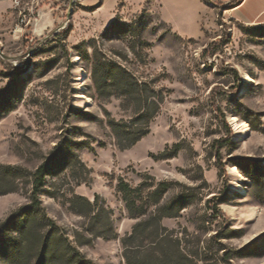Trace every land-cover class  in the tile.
<instances>
[{"label":"rangeland","instance_id":"rangeland-1","mask_svg":"<svg viewBox=\"0 0 264 264\" xmlns=\"http://www.w3.org/2000/svg\"><path fill=\"white\" fill-rule=\"evenodd\" d=\"M236 2L0 0V166L17 169L0 264H264V24L235 21ZM117 67L163 97L125 151ZM141 174L169 184L177 217H129L117 185Z\"/></svg>","mask_w":264,"mask_h":264},{"label":"trees","instance_id":"trees-1","mask_svg":"<svg viewBox=\"0 0 264 264\" xmlns=\"http://www.w3.org/2000/svg\"><path fill=\"white\" fill-rule=\"evenodd\" d=\"M243 0H237L236 6L240 5ZM107 73H112L114 77L112 81L116 89L122 93V98L134 105L133 116L128 122H116L109 120L108 126L111 130L112 135L115 138L116 147L120 151L129 150L134 147L142 138L148 135L149 125L154 117L158 114L161 104L163 103L162 94L159 91L150 90L147 84H139L123 69L117 67L115 70L111 68L107 69ZM97 75V74H96ZM96 80V85H98ZM224 122V119H223ZM228 128V126L226 125ZM229 129V128H228ZM177 149V147H176ZM174 156L169 155L167 152H163L159 156V160L164 161ZM217 168L220 172H224L223 165L220 162L217 164ZM17 169L11 167L0 166V180L11 176L16 172ZM46 166H40L33 174L36 186L34 190L37 192L42 186L43 179L46 176ZM140 184L132 188L128 183L120 181L117 185V191L121 195L122 202L128 211L131 219H140L147 216L149 210L154 208L157 220L162 218H175L178 215V208H172L168 210V207L160 205L164 195L170 189L167 182H156L151 176L141 174ZM13 192V190H7L1 195ZM89 207L91 204L82 199ZM179 204V202L177 203ZM176 204V205H177ZM105 211V210H103ZM22 214L21 218L23 223L22 233L26 232L29 227L31 218ZM19 218V217H18ZM154 217H150V219ZM18 221L20 220L17 219ZM139 227V224L136 226ZM50 237L56 238L57 234L51 233ZM101 237V236H99ZM34 238L33 240H35ZM32 240V239H31ZM29 244V240H25ZM41 255L43 256L46 251L51 247L50 239L41 242Z\"/></svg>","mask_w":264,"mask_h":264},{"label":"crops","instance_id":"crops-1","mask_svg":"<svg viewBox=\"0 0 264 264\" xmlns=\"http://www.w3.org/2000/svg\"><path fill=\"white\" fill-rule=\"evenodd\" d=\"M228 13L235 21L243 25L264 24V0H243Z\"/></svg>","mask_w":264,"mask_h":264}]
</instances>
